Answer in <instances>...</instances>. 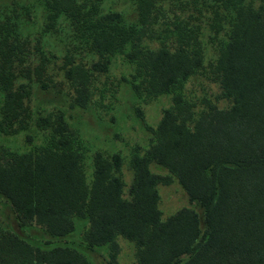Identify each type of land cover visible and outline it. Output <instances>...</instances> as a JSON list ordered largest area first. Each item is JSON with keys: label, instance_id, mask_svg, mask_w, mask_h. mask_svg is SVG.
<instances>
[{"label": "trees", "instance_id": "1", "mask_svg": "<svg viewBox=\"0 0 264 264\" xmlns=\"http://www.w3.org/2000/svg\"><path fill=\"white\" fill-rule=\"evenodd\" d=\"M202 1L214 31L223 29L224 13L231 15L212 67L232 106L211 105L190 127L191 113L181 116L182 98L174 96L176 108L165 109L157 127L149 128L152 145L130 159L133 179L126 195L116 175L122 166L118 154L96 153L93 179L86 181L82 156L59 113L50 144L0 163V194L10 201L20 226L34 222L59 241L74 230V216L87 217L81 243L92 251L108 244L107 264H118V237L135 244L137 264H264V0L258 6L250 0ZM152 3L140 0L137 28L126 26L120 12L102 14L92 24V46L101 60L90 70L105 72L109 56L130 42L126 57L143 75L133 88L139 95L157 96L201 73L203 55L200 44L190 39L174 52L165 45L141 47ZM193 45L197 48L190 49ZM0 54L6 57L1 43ZM86 86L83 79L76 87L80 106L87 103ZM15 94L7 91L6 104ZM3 110L5 119L9 112ZM38 121L50 123L43 117ZM152 163L168 174L153 173ZM173 178L197 209L183 207L162 220L157 186ZM0 264L91 263L71 246L41 248L19 235L1 234Z\"/></svg>", "mask_w": 264, "mask_h": 264}, {"label": "rangeland", "instance_id": "2", "mask_svg": "<svg viewBox=\"0 0 264 264\" xmlns=\"http://www.w3.org/2000/svg\"><path fill=\"white\" fill-rule=\"evenodd\" d=\"M250 1L254 6L261 3ZM139 4L140 0H0V43L6 53V57L0 54V163L38 152L50 144L52 126L62 113L73 148L82 156L86 181L91 183L93 179L96 153L106 158L118 154L122 166L116 175L123 180L126 195L133 179L130 159L135 153L144 154L152 145L154 134L149 128L157 127L165 109L176 108L174 96L182 98L181 116L191 113L192 119L187 120L190 127L211 105L221 110L232 106V100L223 96L212 67L230 29L231 15L224 13L228 17L223 20V29L214 31L210 26L212 14H207L209 9L202 0H153L152 21L141 41L143 49L165 45L173 52L188 39L200 44L202 72L182 85L157 96L147 95L144 89L141 95L137 94L133 83L140 82L143 75L137 63L126 57L125 53L131 50L130 42L123 52L109 56L105 72L90 70L92 63L101 60L92 46V24L102 14L120 12L126 26L137 28L141 24ZM193 47L196 49L197 45L190 49ZM71 69L74 70L70 76ZM83 74L87 103L80 106L75 103V96ZM10 89L16 94L6 104ZM3 109L9 112L5 119ZM40 117L48 119L49 125H40ZM150 170L168 174L154 163L150 164ZM157 191L162 220L183 207L197 209L176 178L170 184H159ZM73 223L74 230L55 241L34 222L20 226L10 201L0 194V235L16 234L41 248L71 246L91 264H107L108 244L92 251L81 243L89 219L74 216ZM117 241L118 264H137L135 244L122 237Z\"/></svg>", "mask_w": 264, "mask_h": 264}]
</instances>
